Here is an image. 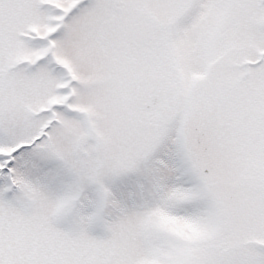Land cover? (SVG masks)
I'll list each match as a JSON object with an SVG mask.
<instances>
[{
	"label": "snow or ice",
	"instance_id": "obj_1",
	"mask_svg": "<svg viewBox=\"0 0 264 264\" xmlns=\"http://www.w3.org/2000/svg\"><path fill=\"white\" fill-rule=\"evenodd\" d=\"M0 264H264V0H0Z\"/></svg>",
	"mask_w": 264,
	"mask_h": 264
}]
</instances>
